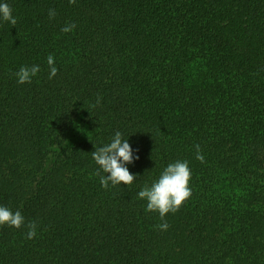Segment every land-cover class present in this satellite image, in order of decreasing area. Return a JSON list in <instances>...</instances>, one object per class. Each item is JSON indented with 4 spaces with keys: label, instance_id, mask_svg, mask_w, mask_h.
I'll use <instances>...</instances> for the list:
<instances>
[{
    "label": "trees",
    "instance_id": "1",
    "mask_svg": "<svg viewBox=\"0 0 264 264\" xmlns=\"http://www.w3.org/2000/svg\"><path fill=\"white\" fill-rule=\"evenodd\" d=\"M0 3V206L38 225L0 226V264H264V0ZM117 131L137 178L104 189ZM176 161L192 195L161 220L138 193Z\"/></svg>",
    "mask_w": 264,
    "mask_h": 264
},
{
    "label": "clouds",
    "instance_id": "2",
    "mask_svg": "<svg viewBox=\"0 0 264 264\" xmlns=\"http://www.w3.org/2000/svg\"><path fill=\"white\" fill-rule=\"evenodd\" d=\"M70 4H75L76 0H69ZM56 15L54 10H49V18L52 19ZM0 19L15 26L17 19L13 15V9L8 3H0ZM76 25L69 24L62 28V32L70 33L75 29ZM49 66V79L57 75L58 69L55 66L54 57L50 54L47 57ZM40 71L39 66L31 67L22 66L15 73L18 84L31 83L32 78ZM101 98L97 97L96 104L99 105ZM196 159L201 163L204 162V157L201 154L200 146L196 145ZM138 151V150H137ZM92 159L98 166L99 170L96 175L100 176V185L107 189L111 184L113 187L117 185L130 186L136 176L132 174L126 165L132 164L139 159L128 143V140L122 138V134L117 131L111 142L105 146L99 147L92 152ZM103 172L106 175H101ZM191 179V169L187 161H176L170 163L161 173L158 180L151 187L145 186L138 193V198L146 200V211L157 212L161 218L169 213L179 211L182 204L188 200L191 195L189 181ZM21 229L26 228V238L31 240L37 235L36 222H28L26 224L24 216L20 211L12 212L9 208L0 206V226H5ZM169 225L167 221L158 225L161 231H166Z\"/></svg>",
    "mask_w": 264,
    "mask_h": 264
}]
</instances>
